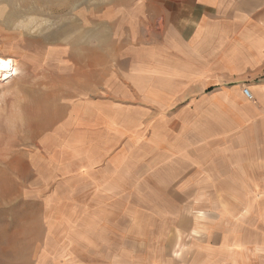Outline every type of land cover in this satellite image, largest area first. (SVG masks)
<instances>
[{
  "label": "rangeland",
  "instance_id": "1",
  "mask_svg": "<svg viewBox=\"0 0 264 264\" xmlns=\"http://www.w3.org/2000/svg\"><path fill=\"white\" fill-rule=\"evenodd\" d=\"M172 5L0 0V58L15 64L0 78V264H175L189 226L210 247L264 228V191L204 189L208 164L230 176L236 150L250 151L236 130L252 111L233 88L250 79L222 84L192 120L182 103L159 110L135 93L134 76L128 100L106 94L115 40L170 37V11L136 19Z\"/></svg>",
  "mask_w": 264,
  "mask_h": 264
},
{
  "label": "crops",
  "instance_id": "2",
  "mask_svg": "<svg viewBox=\"0 0 264 264\" xmlns=\"http://www.w3.org/2000/svg\"><path fill=\"white\" fill-rule=\"evenodd\" d=\"M171 1V8L148 10L152 12L141 13L136 19L143 26L166 23L170 11V37H147L152 34L145 29L140 37L115 40L111 77L116 90L107 85L106 94L113 99L128 100L134 76L135 80L141 79L135 93L144 95L159 110L174 101L171 106L182 103L185 120H192L196 105L209 103L211 100H205L206 97L215 89L225 90L222 84L250 79L248 90L255 100L252 103H241L243 89L240 93L239 85L233 87L238 101L234 105L252 111L244 115L247 118L242 127L237 125L242 130H236L238 137L245 135L248 139L250 151L236 150L234 162H229L234 166L230 176L218 170L223 163L208 164L204 189L264 191V0ZM166 102L169 103L164 107L162 104ZM215 106L218 111L226 109V103L220 101ZM257 142L262 144L259 149L254 146ZM237 179L238 185L244 186H235ZM178 229L174 231L176 234L184 231ZM184 232L192 239V245L187 246L186 254L176 259L175 264H264V228L252 229L249 239L239 235L225 237L214 247L206 242L207 232L197 230L198 235L191 236L194 235L191 226Z\"/></svg>",
  "mask_w": 264,
  "mask_h": 264
},
{
  "label": "bare ground",
  "instance_id": "3",
  "mask_svg": "<svg viewBox=\"0 0 264 264\" xmlns=\"http://www.w3.org/2000/svg\"><path fill=\"white\" fill-rule=\"evenodd\" d=\"M14 61L10 59L0 58V78H5L14 67Z\"/></svg>",
  "mask_w": 264,
  "mask_h": 264
},
{
  "label": "built area",
  "instance_id": "4",
  "mask_svg": "<svg viewBox=\"0 0 264 264\" xmlns=\"http://www.w3.org/2000/svg\"><path fill=\"white\" fill-rule=\"evenodd\" d=\"M242 93L245 98L252 100V95L248 89H243Z\"/></svg>",
  "mask_w": 264,
  "mask_h": 264
}]
</instances>
